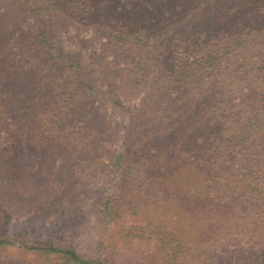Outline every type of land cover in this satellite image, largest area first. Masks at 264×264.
Returning a JSON list of instances; mask_svg holds the SVG:
<instances>
[{
    "label": "rangeland",
    "instance_id": "374dc122",
    "mask_svg": "<svg viewBox=\"0 0 264 264\" xmlns=\"http://www.w3.org/2000/svg\"><path fill=\"white\" fill-rule=\"evenodd\" d=\"M40 1L30 0L38 5ZM163 1L165 5L157 9V23L143 29L146 40L130 33L152 22L143 10L155 7L158 0H139L135 12L124 14L128 20L114 19L106 6L94 7L95 14L109 16L110 26L79 20L55 4L45 10L47 14L43 11L38 15L54 22L53 54L70 56L77 65L76 77L89 85L85 88L87 97L78 101L83 110L80 106V112L74 113L75 125L94 127L92 142L85 146L78 140L71 143V135L61 132L60 116L54 124L40 128L38 121L47 117L49 109V100L41 98L44 93L49 95L46 85L38 83L37 73L27 71V64L17 67L19 57L5 59L7 40L20 33L35 34L36 19L34 13L18 14L15 8L6 11L0 2V26L6 30L0 31L4 39L3 43L0 38V62L7 67L13 63L8 71L3 66L0 69V94L3 89L7 95L24 92L28 101L24 117L28 122L21 120L13 140L3 139L5 131L0 128V191L6 194L1 233L19 241L68 244L87 258L102 257L107 264H174L180 259L186 264H264V246L254 240L258 231L253 226L254 207L238 210L245 192L253 191L250 184L241 187L242 181L249 182L241 162L250 160V146L241 142L254 136L233 137L231 129L237 125L233 116L239 109L231 110L234 115L229 119L220 112L209 124L203 117L211 111L208 103L223 101L238 106L242 98H248L244 75L236 68L245 62L252 64L255 59L249 60L259 51L257 38L264 33V26L256 29L248 20L264 16V5L257 4L264 1ZM236 1L252 4L240 9ZM227 4L235 10H225ZM245 25L246 31H241ZM117 30L122 35L114 34ZM247 32L256 34L253 40V34L249 37ZM108 35L125 39V45L120 46V41L115 44V39L108 41ZM168 41L167 48L162 47L164 58L160 57L165 75L157 72L161 65L151 55L138 62L142 55H153L148 52ZM46 50L39 47L37 55L45 56ZM206 59L211 61L201 67L200 73L205 67L207 72L197 86V73H181L167 80L175 64L185 69L186 61ZM151 60L157 64L149 68ZM213 61L221 65L209 68ZM166 86L173 97L174 108L169 114L177 126L163 120L160 126L169 125L171 133L156 144L164 136L160 130L157 140L148 145L151 155L143 157L145 164L131 170L128 160L135 157L134 146L140 148L132 144L139 117L151 106L157 110L164 106L152 100ZM207 126L220 138L201 140ZM22 128L29 135L28 141L17 137ZM170 146L175 152L163 153ZM203 146L211 148L204 150ZM161 156L165 157L158 162ZM151 161L156 165L148 169ZM176 166L179 172L164 179L163 173H171ZM197 191L204 199L192 197ZM252 236L254 241L249 240ZM0 264L63 263L56 253L44 259L36 252L12 246L0 250Z\"/></svg>",
    "mask_w": 264,
    "mask_h": 264
},
{
    "label": "trees",
    "instance_id": "16d2710c",
    "mask_svg": "<svg viewBox=\"0 0 264 264\" xmlns=\"http://www.w3.org/2000/svg\"><path fill=\"white\" fill-rule=\"evenodd\" d=\"M139 0H41L39 2V5L37 3L33 4L30 2V0H0L2 6L6 8V11H9L8 9H17L18 14H25L27 12L34 13V18L36 19V33L31 34L28 32L20 33L15 35L13 38H10V40H7V43L9 44V53L5 54V59L8 57L10 59H16V57H19L18 61V68L22 67L23 65L27 64V71L31 69L33 72V75L36 73L38 74V83L42 81L46 85V90L49 91V95L41 97L42 99L49 100V109L48 115L44 120L39 119V126L40 128H45L48 124H54L58 117L60 116L62 118V128L61 132L65 133L67 136L71 135V143L76 142L80 144L88 145L92 142L93 135L91 133L95 132L94 127L92 125L86 124H76L74 123V113L80 112V106L81 108L83 105L78 103V101H82L83 97H87L88 90L86 91L85 88H87L89 85L86 84V81L81 80V78L76 77V71H77V65L76 63L72 62L71 57L66 55H54L53 54V45L51 43V39L53 34L55 33L53 31V21L50 19H44L43 17L39 18L38 15H40L43 11L47 10L49 11L51 8L54 7L53 4L60 7L61 10H64L65 12H72L74 16L78 17L79 20H92L94 21L95 26L99 25H105L110 26V20L109 16L106 14H95L94 7H101L106 6L107 9H109V15H112L114 19H124L128 20L127 16H125V13L129 12H135V4L138 3ZM264 1V0H263ZM165 5L163 0H158V3L155 7L146 8L143 11H145L144 16L145 18H151L152 22H147L148 24H142V30H136L132 31L130 33V36H138L140 40L147 39V36L143 29L147 26L148 28L153 26L152 23H157L158 12L157 9L161 6ZM252 4V1L245 2H237L236 5L242 9L245 7V5ZM257 4H261L262 6L264 3H260V1L257 2ZM224 5L225 10L230 9V11L235 10V8L231 5ZM94 10V11H93ZM47 11H45L43 14H47ZM84 16V17H82ZM145 20V19H144ZM248 23L252 26H254L256 29L261 28L264 26V16H256L255 18H252L251 20H248ZM110 24V25H109ZM248 25H245L241 31L247 28ZM253 28V27H251ZM5 30V28L0 26V31ZM253 31V30H251ZM120 34L122 35V32L117 30L114 32V34ZM249 37H251V40L254 39L256 34L247 32ZM175 35L176 32H175ZM118 36V35H117ZM117 36L108 35V41L111 42V40L115 39V44L120 41V46L125 45L123 42L125 39H117ZM1 40L4 43L3 37L0 35ZM260 40V46L259 51L257 54H255L249 61L254 60L252 64L245 62L242 65L240 64L239 67L236 68V71L240 75L243 76V80L246 81V84L248 85V93L247 99L242 98L239 101V105H232L231 103H225L220 101H213L212 103H208L209 109L211 111L205 113L203 115L204 122L206 121L208 124L212 121H215L217 119V115H220V112H222V117L224 119H229L230 116L234 115L231 114V110L239 109L238 113L235 114L237 125L235 128L231 129L233 137L235 138H242L245 139L250 137L253 134L252 140H243L241 143L243 145H248L250 148H247L249 153L247 155L250 157L249 161H243L242 164V173H244L248 177V183L241 184L242 189L248 186L253 187V191L245 192L244 197H242V200L238 204V210L239 212H244L248 208L249 205L253 206V216H254V229L258 230L257 237L252 236L249 240L256 241L260 247L264 246V33H259ZM173 40V37H172ZM172 42V41H171ZM6 43V45H7ZM169 41L166 42L163 46L157 47L156 49H152L148 53L152 54H146L145 56L142 55L138 62H141V59H146L151 55V58H157L158 64L161 66L157 68V72H159L162 76L166 74V68L165 63L162 58L163 49L167 48L164 47L165 45H169ZM0 43V48H1ZM39 47H45L47 50L45 51V56H39L37 55V51ZM7 48V47H5ZM235 48V47H234ZM232 48V49H234ZM52 49V50H51ZM202 52V51H201ZM207 52H205V56L207 55ZM11 53V54H10ZM207 57H210V54H208ZM71 60V61H70ZM211 60H200V61H186L187 62V68L181 69V65L175 64L176 67H174L170 73H169V79L173 77H178V75H181V73H184L186 75H194L197 73V79L194 81V84L197 86L199 83V80L203 74L207 72V67H205V70L203 73H200L201 67L208 64ZM15 63V62H14ZM214 64L207 65L209 68L218 67L220 64L219 61H213ZM7 64V62H6ZM149 68L151 66L156 65L157 63L154 61H148L147 62ZM8 67L3 66V64L0 62V69L6 68L4 71H8L10 66ZM232 66V65H230ZM17 68V69H18ZM16 69V70H17ZM141 69V67H140ZM15 70V71H16ZM216 70V69H214ZM149 72V71H148ZM147 72V73H148ZM216 72V71H214ZM34 77V76H32ZM175 80V79H174ZM172 88V85H170ZM25 86H23L24 88ZM170 87L166 86L163 88V92L161 94H158L152 102H155V104L158 105H164L160 110L155 109V107H150L148 110L144 111L142 116L139 117V122L136 125V130L134 131V141L132 144H139L140 148L134 146V158H129L127 167L131 170H135L140 164L143 165L145 155H151L149 152L148 145L149 143L155 142L157 140V137H159V131L163 130L164 136H160V138L157 140L156 144H159L161 141L164 140L165 137H167L171 133V127L169 125H165V123L171 125V126H177L175 123V118L173 116H170L169 114L173 110V103L172 98L170 97ZM176 92V91H174ZM11 95H7V90H2V93L0 94V128L4 129V134L1 136L3 139L6 140H13L14 137V131L17 128V125L21 124V120L23 119L24 122L27 119L26 117V110H27V103L28 101H25V94L24 92H20V94H15L12 91L10 92ZM29 95V94H27ZM40 98V99H41ZM251 99V100H250ZM115 102L116 99H114ZM258 101L257 105H254V102ZM21 103H24L23 106H19ZM175 105H178L177 103ZM246 108V109H244ZM83 110V108H82ZM245 111V112H244ZM73 113V115H72ZM169 114V115H168ZM71 115V116H70ZM214 115V117H212ZM169 116L167 119L166 117ZM163 120H165V123L160 126L161 123H163ZM12 126V127H11ZM217 126L220 128V125L217 124ZM207 129L204 131V133L200 136V139L203 141H214L215 139L220 138L219 133H215L214 129H211L210 127H206ZM59 133V132H58ZM62 135V134H60ZM78 137H75V136ZM24 136L23 138L25 141L29 140V135H26V129L22 128L20 134L17 137ZM63 136V135H62ZM78 138V139H77ZM225 141V140H224ZM224 143L222 142V145ZM74 145V144H73ZM76 145V144H75ZM236 145H241L239 142H236ZM225 146V145H224ZM83 147V146H82ZM130 148L132 146L130 145ZM174 146L165 147V150L163 153H170ZM204 150L210 149L211 147L203 146ZM226 148V147H225ZM216 149V148H214ZM230 149V148H229ZM229 149H225L224 152H229ZM176 148L171 152H175ZM132 152V153H133ZM162 153V154H163ZM124 156H128V154H123ZM144 157V158H143ZM165 156H161L159 158V161H162ZM166 158H169L166 156ZM201 161L202 157H199ZM145 161H147L145 159ZM139 163V164H137ZM140 165V166H141ZM148 165V164H146ZM144 165V166H146ZM152 165H156V161H151L150 166L148 169L152 168ZM178 166L172 167L171 173H163V178H171L174 177L173 173L179 172ZM178 170V171H177ZM154 172V171H153ZM244 176V175H243ZM149 180H152L149 177ZM160 181H164L163 179H160ZM152 184V183H151ZM150 184V185H151ZM250 184V185H248ZM168 187V185H167ZM186 191H189L188 188H186ZM6 194L2 191H0V219L3 216V211L5 207L4 198ZM193 198H198V200L203 198L202 192L197 191L193 194ZM204 199V198H203ZM249 201V202H247ZM225 211V209H224ZM254 239V240H252ZM254 244V243H252ZM12 246H19L25 250H29L32 252H36L39 257L46 259L49 254L56 253L60 255L61 263L63 264H107L106 260L102 257L98 258H87L85 255L81 254L78 250L72 248L68 244L60 243L58 245H53L45 242L35 241V240H25V241H19L16 239L13 235H7L5 233L0 232V250L12 247ZM170 258V252L168 253ZM182 255V254H181ZM185 255V254H184ZM172 257L170 259L173 258ZM194 262V261H192ZM174 264H186L183 262V259H180L177 261V263Z\"/></svg>",
    "mask_w": 264,
    "mask_h": 264
}]
</instances>
